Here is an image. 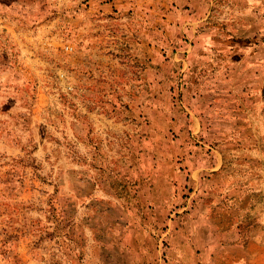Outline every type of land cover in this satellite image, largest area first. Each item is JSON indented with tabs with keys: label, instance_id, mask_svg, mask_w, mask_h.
Here are the masks:
<instances>
[{
	"label": "rangeland",
	"instance_id": "374dc122",
	"mask_svg": "<svg viewBox=\"0 0 264 264\" xmlns=\"http://www.w3.org/2000/svg\"><path fill=\"white\" fill-rule=\"evenodd\" d=\"M208 10L0 0V264L185 262L190 183L264 180V0Z\"/></svg>",
	"mask_w": 264,
	"mask_h": 264
},
{
	"label": "crops",
	"instance_id": "0c3cea01",
	"mask_svg": "<svg viewBox=\"0 0 264 264\" xmlns=\"http://www.w3.org/2000/svg\"><path fill=\"white\" fill-rule=\"evenodd\" d=\"M208 2L211 10L213 0ZM222 170L218 161L214 168L202 163L187 172L210 184L205 177ZM241 182L216 183L218 193L208 195L199 182L190 183L193 191L183 209L186 226L177 230L184 237L181 253L188 256L185 262L181 258L171 264H264V180L251 174Z\"/></svg>",
	"mask_w": 264,
	"mask_h": 264
}]
</instances>
